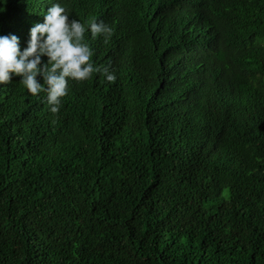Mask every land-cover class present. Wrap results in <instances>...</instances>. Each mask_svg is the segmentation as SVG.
<instances>
[{"label":"trees","instance_id":"obj_1","mask_svg":"<svg viewBox=\"0 0 264 264\" xmlns=\"http://www.w3.org/2000/svg\"><path fill=\"white\" fill-rule=\"evenodd\" d=\"M88 1L63 0L74 17ZM107 1L111 11L125 2ZM208 1V65L187 56V27L159 22L157 38L144 39L173 0H136L135 72L122 68L110 86L95 75L70 80L57 114L40 97L29 110L34 97L19 77L0 86V264H264V124L237 134L218 125L247 120L231 108L230 79L218 70L234 53L258 70L243 92L264 112V0ZM17 2L0 0V35H17L23 48L30 27ZM123 41L120 34L101 62ZM167 51L178 65L199 66L218 95L201 118L155 103L151 61ZM113 98L117 112L108 109Z\"/></svg>","mask_w":264,"mask_h":264},{"label":"clouds","instance_id":"obj_2","mask_svg":"<svg viewBox=\"0 0 264 264\" xmlns=\"http://www.w3.org/2000/svg\"><path fill=\"white\" fill-rule=\"evenodd\" d=\"M104 3L111 4L107 0H89L84 16L74 17L63 0H18L17 12L30 27L29 39L22 48L17 35H0V86L19 77L25 91L34 97L29 110L36 111L35 98L40 97L41 103H47L49 111L57 114L63 98L68 95L70 80L83 82L95 75L99 86L103 82L110 86L118 82L122 68L131 67L135 72L138 66L128 53V45L134 31L142 29L133 14L136 0H125L122 6L113 4V11ZM210 8L208 0H173L172 10L152 21L144 31V39L157 38L159 22L187 27L194 35L192 51L187 56L190 61L208 65L213 62L214 52L209 26L205 24ZM120 34L124 37L120 52L101 62L103 53L114 46ZM155 54L150 77L155 83L152 90L160 109H168V113L178 109L176 114H198L201 118L206 109L215 107L218 95L202 78L199 66L178 65L169 51ZM242 57L234 53L222 57L218 63V70L226 72L232 85L231 108L241 111L247 118L229 121L220 118L218 125L226 134H237L241 128L254 131L264 124L260 98L243 92L244 80L255 86L251 75L258 77L260 74L250 67L249 57ZM120 104L113 98L108 109L117 112ZM197 137L203 139L200 134Z\"/></svg>","mask_w":264,"mask_h":264}]
</instances>
